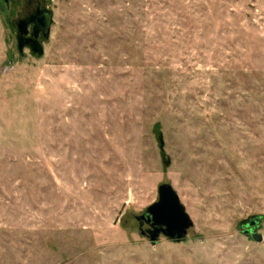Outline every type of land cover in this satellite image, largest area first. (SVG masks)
<instances>
[{
	"label": "rangeland",
	"instance_id": "rangeland-1",
	"mask_svg": "<svg viewBox=\"0 0 264 264\" xmlns=\"http://www.w3.org/2000/svg\"><path fill=\"white\" fill-rule=\"evenodd\" d=\"M47 7L21 55L0 0V264H264V0ZM163 184L194 227L153 245Z\"/></svg>",
	"mask_w": 264,
	"mask_h": 264
},
{
	"label": "water",
	"instance_id": "water-1",
	"mask_svg": "<svg viewBox=\"0 0 264 264\" xmlns=\"http://www.w3.org/2000/svg\"><path fill=\"white\" fill-rule=\"evenodd\" d=\"M7 3V0H4ZM53 15L50 11V22L47 32L44 35V41H48L51 33V27L53 23ZM22 47L19 46L20 52ZM44 50L42 44H38V48L33 52V56L42 57ZM160 148L163 150L164 143L162 137L159 139ZM169 166V162L165 163ZM135 220L139 223L140 234L144 237L145 233L142 230L143 223L145 221L150 230L148 231V239L156 245L160 236L165 239L181 243L188 235V232L194 227V224L186 212L185 207L182 205L179 196L169 184H163L158 188V200L156 203L147 208L144 215L136 217ZM259 226V220L256 219L244 226V234L250 236L254 242L262 243L263 238L256 230Z\"/></svg>",
	"mask_w": 264,
	"mask_h": 264
},
{
	"label": "flooded vegetation",
	"instance_id": "flooded-vegetation-1",
	"mask_svg": "<svg viewBox=\"0 0 264 264\" xmlns=\"http://www.w3.org/2000/svg\"><path fill=\"white\" fill-rule=\"evenodd\" d=\"M5 4L12 11L10 24L15 32L19 53L22 55L24 51L28 50L33 55L38 44H42L49 27L50 10L47 7V0H7ZM19 46L23 48L22 52H20ZM141 223H143L144 237L148 239L150 226L145 221H141ZM160 238L164 237L160 236Z\"/></svg>",
	"mask_w": 264,
	"mask_h": 264
}]
</instances>
